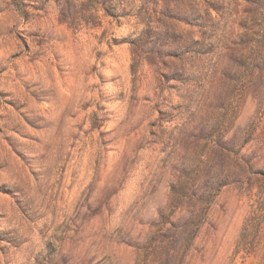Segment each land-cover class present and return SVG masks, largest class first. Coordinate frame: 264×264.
<instances>
[{"label": "rangeland", "instance_id": "obj_1", "mask_svg": "<svg viewBox=\"0 0 264 264\" xmlns=\"http://www.w3.org/2000/svg\"><path fill=\"white\" fill-rule=\"evenodd\" d=\"M177 4L0 0V264H264V26L243 0H194L205 27ZM146 28L212 51L136 55ZM230 140L239 181L171 258L150 235L181 160L219 170Z\"/></svg>", "mask_w": 264, "mask_h": 264}, {"label": "trees", "instance_id": "obj_2", "mask_svg": "<svg viewBox=\"0 0 264 264\" xmlns=\"http://www.w3.org/2000/svg\"><path fill=\"white\" fill-rule=\"evenodd\" d=\"M17 5L18 0H13ZM93 4L104 0H91ZM167 2L170 0H166ZM183 2L184 0H173ZM187 8L176 5V12L185 11L183 18L188 24L198 27H205L208 22L203 15L198 14L194 8V0H187ZM245 6V17L243 18L244 28L251 24L264 26V0H243ZM19 9V8H18ZM178 15V14H177ZM177 19V18H176ZM175 45L178 56L185 54L190 56H206L211 53L213 43L204 36L202 39H184L178 32L171 28L153 29L146 28L131 42L133 53L147 57H161L162 49L167 45ZM216 147L209 149L212 154L221 157L219 170L213 172L210 157L197 160V167H191L189 161L193 159H182L178 168L179 177L176 182L170 185L169 203L165 209L158 213L157 221L153 224L150 235L151 243L156 244L155 248L161 249L165 254L172 253L171 258L179 254H185L192 245L193 239L201 225L206 221L210 206L221 188L238 183V174L231 171L229 156L232 152L238 151L236 141H222ZM236 149V150H235ZM200 166L205 169L200 170ZM213 172V173H212Z\"/></svg>", "mask_w": 264, "mask_h": 264}]
</instances>
